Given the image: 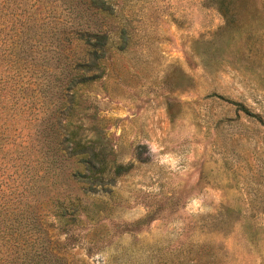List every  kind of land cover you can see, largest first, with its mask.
Here are the masks:
<instances>
[{"label":"rangeland","instance_id":"rangeland-1","mask_svg":"<svg viewBox=\"0 0 264 264\" xmlns=\"http://www.w3.org/2000/svg\"><path fill=\"white\" fill-rule=\"evenodd\" d=\"M26 1L0 0V60L34 79L55 64L52 28L70 30L69 61L83 53L76 27L100 26L104 74L75 91V122L131 166L108 189L71 179L77 157L41 153L34 172L16 158L26 130L3 122L0 196L37 218L3 223L0 264H264V0ZM7 71L0 90L18 85ZM20 107L29 130L33 104Z\"/></svg>","mask_w":264,"mask_h":264},{"label":"trees","instance_id":"trees-1","mask_svg":"<svg viewBox=\"0 0 264 264\" xmlns=\"http://www.w3.org/2000/svg\"><path fill=\"white\" fill-rule=\"evenodd\" d=\"M76 1L86 5V8L96 11L110 12L111 10L110 4L106 0ZM26 2L30 8L37 0H27ZM68 32H70L68 27L52 28L56 52L51 55L55 58L53 60L55 64L50 65L46 62V69L35 67L34 79L28 77L29 64L22 63L14 57H11L8 62H4L1 57L0 71L8 69L7 83L18 85H12L11 89L3 90L5 84L1 83L0 100L7 98L3 108L8 112L6 115L0 113L4 115L0 127L7 120L9 124L7 130H15L12 127L14 123L20 124L21 128L26 130L24 145L19 150L22 158H16L23 162L26 161V167L29 166L34 172L39 170L38 158L40 159L41 153H44L43 162L48 159L52 163L57 160L64 163L71 157H77V163L81 165L82 169H69L67 172L70 173L71 179L87 183L89 186L95 184L108 189L117 176L129 170L131 164L115 161L108 140L98 125L90 124L82 127V124L78 125L75 122L83 115L75 107V91L81 85L103 76L104 63H102V59L107 52L108 36L100 26L95 28L76 27L77 38L84 45L83 53L77 59L67 58L69 61H66L67 56L64 54L66 45L63 42L68 44L72 37L66 35ZM122 40L124 42V36H122ZM61 60L62 63L59 65L57 62ZM20 73L24 76L21 79L18 77ZM38 73H41L43 79H35ZM15 90L18 91L17 94H15ZM30 103L33 104L35 110L31 129L29 128L31 131L28 130V120H23L20 116L22 113L25 114L24 108H21L20 104L25 107ZM62 120L64 121L62 122ZM84 131H86L85 134ZM2 137L0 135V140ZM40 160L42 161V158ZM8 201V198L0 196V228L3 231L9 230L7 226H3V223L6 220L13 222L18 216H23L32 222L36 221L37 216L33 210L26 207L27 204L25 208H22L23 206L21 207L18 202ZM67 208L61 206V212L68 213L71 219H75L74 214L77 211L66 212ZM33 228L34 232L38 234V227L33 225Z\"/></svg>","mask_w":264,"mask_h":264}]
</instances>
